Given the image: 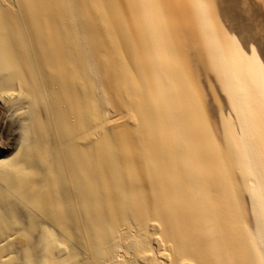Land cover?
Here are the masks:
<instances>
[{
	"label": "bare ground",
	"instance_id": "6f19581e",
	"mask_svg": "<svg viewBox=\"0 0 264 264\" xmlns=\"http://www.w3.org/2000/svg\"><path fill=\"white\" fill-rule=\"evenodd\" d=\"M126 7L0 0V110L19 129L0 264H264V66L207 26L241 137L224 155L167 62L175 27L136 28Z\"/></svg>",
	"mask_w": 264,
	"mask_h": 264
},
{
	"label": "rangeland",
	"instance_id": "374dc122",
	"mask_svg": "<svg viewBox=\"0 0 264 264\" xmlns=\"http://www.w3.org/2000/svg\"><path fill=\"white\" fill-rule=\"evenodd\" d=\"M126 1V10L136 28L148 26L155 30L167 24L175 27L183 52L180 57L171 49L167 62L182 76L203 136L222 154L231 155L240 144L238 120L211 57L207 26H213L227 49L237 54L241 51L244 62L257 74L259 66H264V0H135L139 16L131 0ZM167 3L173 7L169 22L164 14ZM202 5L208 8L206 16ZM164 58L160 54V59ZM235 73H239L238 69ZM18 146V126L0 110V153L8 156Z\"/></svg>",
	"mask_w": 264,
	"mask_h": 264
},
{
	"label": "snow or ice",
	"instance_id": "6c2138e0",
	"mask_svg": "<svg viewBox=\"0 0 264 264\" xmlns=\"http://www.w3.org/2000/svg\"><path fill=\"white\" fill-rule=\"evenodd\" d=\"M253 52H255V49H253Z\"/></svg>",
	"mask_w": 264,
	"mask_h": 264
}]
</instances>
